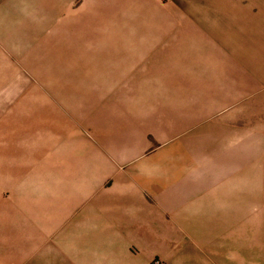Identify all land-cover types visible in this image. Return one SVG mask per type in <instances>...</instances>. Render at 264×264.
<instances>
[{
  "label": "crops",
  "instance_id": "1",
  "mask_svg": "<svg viewBox=\"0 0 264 264\" xmlns=\"http://www.w3.org/2000/svg\"><path fill=\"white\" fill-rule=\"evenodd\" d=\"M211 2L221 37L77 76L0 6V264H264V0Z\"/></svg>",
  "mask_w": 264,
  "mask_h": 264
},
{
  "label": "rangeland",
  "instance_id": "2",
  "mask_svg": "<svg viewBox=\"0 0 264 264\" xmlns=\"http://www.w3.org/2000/svg\"><path fill=\"white\" fill-rule=\"evenodd\" d=\"M49 1L0 0V6L7 11V19L12 14L9 11H21L15 15L29 22L16 23L22 29L31 24L38 38L50 39V34H54L49 52L63 53L50 58H63L71 67L80 64L83 55L87 65L95 64L100 57L112 58L121 53H147L150 58L172 60L180 40L188 42L180 47L190 51L196 47L189 44L191 40L197 42L198 37L205 35L221 37L224 20L211 0H53L54 4L71 9L66 14L46 12L43 8L49 6ZM61 16H65L64 22ZM53 23L58 28H51ZM76 70L71 68V75L77 76ZM88 83L92 82L87 80ZM148 264L167 262L153 254Z\"/></svg>",
  "mask_w": 264,
  "mask_h": 264
}]
</instances>
